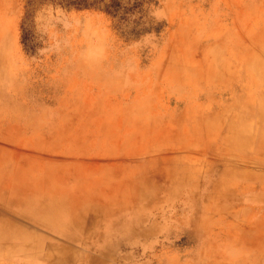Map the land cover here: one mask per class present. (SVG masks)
Wrapping results in <instances>:
<instances>
[{
    "label": "rangeland",
    "instance_id": "obj_1",
    "mask_svg": "<svg viewBox=\"0 0 264 264\" xmlns=\"http://www.w3.org/2000/svg\"><path fill=\"white\" fill-rule=\"evenodd\" d=\"M261 108L264 0H0V264H264Z\"/></svg>",
    "mask_w": 264,
    "mask_h": 264
},
{
    "label": "bare ground",
    "instance_id": "obj_2",
    "mask_svg": "<svg viewBox=\"0 0 264 264\" xmlns=\"http://www.w3.org/2000/svg\"><path fill=\"white\" fill-rule=\"evenodd\" d=\"M236 105H238V103H237V101L234 103V106H236ZM227 111L226 110H222V109H219V111H218V113H216V119H219L220 118V120L222 119V117L224 118V119H226L227 120V118H226V116H225V113H226ZM259 112H260V114L259 115H261V114H263L264 113V109H260L259 110ZM236 117H233L232 118V121L230 122L231 124L230 125H228V127H229V129H230V131H231V134H233L234 136H236V139L237 140H235V141H237V142H239L242 138H244L245 137V133H242L241 132V129L239 128V126L237 125V122H236ZM264 131H262V134H261V136L259 137V148L257 149V151L256 152H254V154H258L259 156H257V157H251L252 155H249L248 157H246V158H240L241 156H237V159H235L234 160V162H236L237 160H243V161H248L249 162V166H252V164H254V163H256L258 160H264V133H263ZM246 138H247V140L249 141V143L251 144L253 141H252V137H250V136H246ZM224 141V140H223ZM228 148V147H227ZM239 149L241 148V147H238ZM253 148V147H252ZM246 149L247 148H245L244 149V151H246ZM240 158V159H239ZM237 165H238V163H236ZM235 169V171H239V172H242L243 174H245V175H249L247 172H249V170H244L243 171V168H234ZM45 208H46V210H44L45 212V215H49L51 212H54L53 210L55 209V208H57L56 206H52V205H50L49 207L48 206H45ZM98 214V216H96ZM82 217H86V214L84 213V214H82ZM99 218H101V212H96V211H94V222H96L97 220H99ZM91 220L93 219V218H90ZM1 220V219H0ZM60 221V220H59ZM1 230H2V232L4 233V239H8L9 238V236H10V233L8 232V231H10V227H8V226H5V227H2L1 228ZM9 234V235H8Z\"/></svg>",
    "mask_w": 264,
    "mask_h": 264
},
{
    "label": "trees",
    "instance_id": "obj_3",
    "mask_svg": "<svg viewBox=\"0 0 264 264\" xmlns=\"http://www.w3.org/2000/svg\"><path fill=\"white\" fill-rule=\"evenodd\" d=\"M67 1L68 5H74L75 7H91V6H99L100 3H102L104 0H64ZM112 2H114V0H111ZM64 3V2H63ZM110 8H114V11H118L119 9H121L120 4H116V6H114V4H109L106 6V9H110Z\"/></svg>",
    "mask_w": 264,
    "mask_h": 264
}]
</instances>
